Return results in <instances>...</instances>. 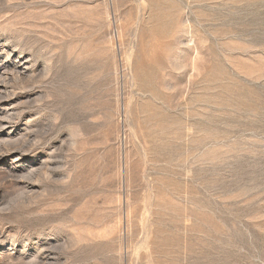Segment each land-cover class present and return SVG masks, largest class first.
Listing matches in <instances>:
<instances>
[{
  "label": "rangeland",
  "instance_id": "1",
  "mask_svg": "<svg viewBox=\"0 0 264 264\" xmlns=\"http://www.w3.org/2000/svg\"><path fill=\"white\" fill-rule=\"evenodd\" d=\"M0 264H264V0H0Z\"/></svg>",
  "mask_w": 264,
  "mask_h": 264
}]
</instances>
